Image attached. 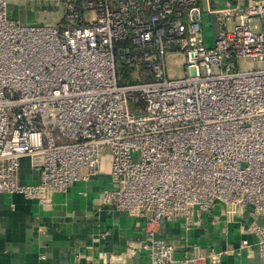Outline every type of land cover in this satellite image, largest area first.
I'll use <instances>...</instances> for the list:
<instances>
[{
	"label": "built area",
	"instance_id": "2783aa9c",
	"mask_svg": "<svg viewBox=\"0 0 264 264\" xmlns=\"http://www.w3.org/2000/svg\"><path fill=\"white\" fill-rule=\"evenodd\" d=\"M60 3L61 24H23L0 0V193L43 201L108 158L102 201L144 221L147 264L177 263L159 223L190 225L217 203L249 208L241 231L264 264V68L237 66L264 61V2L212 9L210 46L199 0ZM173 54L180 77L167 72ZM23 157L36 183L18 181Z\"/></svg>",
	"mask_w": 264,
	"mask_h": 264
},
{
	"label": "crops",
	"instance_id": "0c3cea01",
	"mask_svg": "<svg viewBox=\"0 0 264 264\" xmlns=\"http://www.w3.org/2000/svg\"><path fill=\"white\" fill-rule=\"evenodd\" d=\"M199 1L207 32L215 28L212 9L237 4ZM6 13L23 24L58 25L63 10L60 0H7ZM18 181H38L28 157L20 160ZM110 186L109 161H103L90 179L50 193L43 201L0 193V264H147V254L138 244L146 237L144 221L102 201V190ZM252 218L249 208L232 214L217 203L190 225L182 218L162 221L155 234L176 245V264H182L185 254L195 258L187 264H259L255 237L241 231ZM243 238L252 244L250 249L241 245Z\"/></svg>",
	"mask_w": 264,
	"mask_h": 264
},
{
	"label": "rangeland",
	"instance_id": "374dc122",
	"mask_svg": "<svg viewBox=\"0 0 264 264\" xmlns=\"http://www.w3.org/2000/svg\"><path fill=\"white\" fill-rule=\"evenodd\" d=\"M222 1L224 4L225 0ZM234 1H236L237 3H243L246 2L247 0H234ZM214 34H215V28L213 29L212 27L210 28L209 32L204 31L205 41L207 42L208 46L211 45V42L214 39ZM182 61H183V57L180 54H173L167 57L166 59L167 72L170 77H180L183 75ZM237 66L242 71L263 69L264 61L253 60L251 58H241L240 60H238ZM134 75L136 76V74ZM103 161H108V158H105Z\"/></svg>",
	"mask_w": 264,
	"mask_h": 264
},
{
	"label": "trees",
	"instance_id": "16d2710c",
	"mask_svg": "<svg viewBox=\"0 0 264 264\" xmlns=\"http://www.w3.org/2000/svg\"><path fill=\"white\" fill-rule=\"evenodd\" d=\"M119 71H120V73H121L123 76L126 75V69H125V67H124L123 65L119 66Z\"/></svg>",
	"mask_w": 264,
	"mask_h": 264
}]
</instances>
